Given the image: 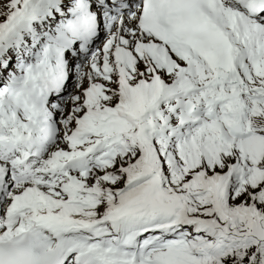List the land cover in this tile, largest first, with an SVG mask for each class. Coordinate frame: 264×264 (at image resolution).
I'll return each instance as SVG.
<instances>
[{
    "label": "snow or ice",
    "instance_id": "obj_1",
    "mask_svg": "<svg viewBox=\"0 0 264 264\" xmlns=\"http://www.w3.org/2000/svg\"><path fill=\"white\" fill-rule=\"evenodd\" d=\"M0 264H264V0H0Z\"/></svg>",
    "mask_w": 264,
    "mask_h": 264
}]
</instances>
